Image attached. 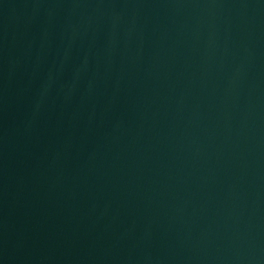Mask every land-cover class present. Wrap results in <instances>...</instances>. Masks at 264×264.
<instances>
[{"label": "water", "instance_id": "obj_1", "mask_svg": "<svg viewBox=\"0 0 264 264\" xmlns=\"http://www.w3.org/2000/svg\"><path fill=\"white\" fill-rule=\"evenodd\" d=\"M0 264H264V0H0Z\"/></svg>", "mask_w": 264, "mask_h": 264}]
</instances>
